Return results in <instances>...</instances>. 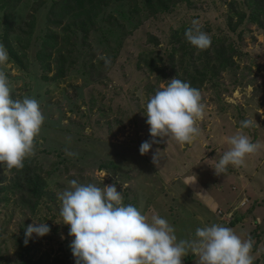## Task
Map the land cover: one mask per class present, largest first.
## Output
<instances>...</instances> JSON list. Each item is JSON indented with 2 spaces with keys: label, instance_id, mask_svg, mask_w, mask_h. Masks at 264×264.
Here are the masks:
<instances>
[{
  "label": "rangeland",
  "instance_id": "obj_1",
  "mask_svg": "<svg viewBox=\"0 0 264 264\" xmlns=\"http://www.w3.org/2000/svg\"><path fill=\"white\" fill-rule=\"evenodd\" d=\"M40 1L21 0L15 18L24 19L31 13L29 8ZM55 1L45 0L35 12L27 68L14 62L3 42L0 10V44L9 56L0 70L9 80L11 97L35 98L45 118L34 141V155L26 158L34 162L33 169L44 186L34 213L18 206L12 182L16 173L0 164V264H76L70 249L73 237L59 215L58 198L73 179L100 187L114 183L124 205L136 206L149 219L153 211L166 219L175 229L177 242L194 238L197 228L212 224L233 229L242 240L253 235V264H262L264 27L248 20L249 0H236L237 10L245 14L237 29L240 38L226 28L231 0L177 2L153 16L143 10L131 16L133 0H112L96 17L82 65L76 63L62 77L53 78L54 70L46 72L36 55L38 37L45 30L46 7ZM258 1L264 9V0ZM194 19L210 37L230 35L241 54L234 57L235 67L221 73L213 84H196L205 112L197 121L201 134L193 142L153 138L145 116L149 98L173 77L188 82L186 73L198 68L188 56L182 62L181 51L170 49L174 41L180 48L186 43L183 32ZM157 55L160 59L150 61L155 67L148 70L144 58ZM101 56L110 63L106 65ZM88 58L99 67L84 69ZM244 120L257 123L242 131L259 145L258 151L247 156L242 166L229 165L217 176L215 164L229 148L225 138L241 131ZM145 141L152 146L141 156L139 148ZM157 150L158 166L152 162ZM193 175L196 181L190 184ZM226 221L236 225L228 226ZM33 223L47 224L50 232L43 237L33 235L25 245V229ZM192 255L183 257V264L189 260V264H197L198 258L193 255L190 259Z\"/></svg>",
  "mask_w": 264,
  "mask_h": 264
},
{
  "label": "clouds",
  "instance_id": "obj_2",
  "mask_svg": "<svg viewBox=\"0 0 264 264\" xmlns=\"http://www.w3.org/2000/svg\"><path fill=\"white\" fill-rule=\"evenodd\" d=\"M185 38L199 50L211 44V37L201 30L196 19L186 29ZM100 59L106 65L110 63L106 56ZM8 60L7 50L0 44V66ZM204 112L200 91L189 82L173 77L147 102L145 116L149 134L180 144L191 143L201 134L197 121L203 119ZM44 119L35 98L25 96L14 100L11 97L9 80L0 70V164L8 170L23 168L24 160L34 155V141ZM254 123L257 124L255 120L241 121V131L225 138L229 148L215 164L217 176L229 165L242 166L247 156L258 151L259 145L242 131ZM67 139L71 141V137ZM151 146L152 142H143L140 155L147 154ZM159 153L157 150L152 157L157 166ZM193 177L190 184L196 181ZM58 198L59 215L63 224L69 226V236L73 237L70 249L76 264H183V257L189 253L198 258L197 264H253L251 238L242 240L233 229L212 224L197 228L194 238L177 242L175 229L166 219L154 211L149 219L136 206L124 205L122 193L114 183L100 187L69 180ZM49 232L45 223L29 224L24 243L27 245L33 235L43 237Z\"/></svg>",
  "mask_w": 264,
  "mask_h": 264
},
{
  "label": "trees",
  "instance_id": "obj_3",
  "mask_svg": "<svg viewBox=\"0 0 264 264\" xmlns=\"http://www.w3.org/2000/svg\"><path fill=\"white\" fill-rule=\"evenodd\" d=\"M112 0H56L46 7L45 30L38 37L39 49L37 59L40 61L41 67L50 72L54 70L53 78H60L69 72L78 64L82 65L84 60L83 54L85 46L88 44L90 32L96 29V17L102 11L104 5ZM191 0H133L134 6L130 9V15L139 14L142 10L148 16L156 15L158 12H165L170 7H175L177 2L190 3ZM21 0H0V10L3 14V42L5 43L10 56L14 62L22 67L27 68L28 56L27 50L30 47L31 37L34 34L36 25L35 12L39 11L45 0L40 3L33 4L24 19L17 20L15 18L16 9ZM250 14L248 20L257 23L260 27H264V9L261 1L249 0ZM232 9L226 15V28L228 32L237 34L240 38L241 33H237V29L241 22L245 19V14L238 11L236 0L229 2ZM128 16L125 17L127 19ZM236 17L237 22H233ZM185 36V32H183ZM81 35V36H80ZM80 36V38H79ZM178 36L177 32L172 34L173 38ZM230 35L211 36V44L207 49L199 50L186 43L179 46L177 41L172 42L174 52L178 49L181 51L182 62L185 58H190L197 64V71L187 72L188 82L195 88L196 84L208 82L213 84L221 73L235 67L234 57L241 54L236 42L229 38ZM171 52V55L174 53ZM86 54V53H85ZM84 54V55H85ZM192 57V58H191ZM160 59L157 55L152 58H144L147 69L152 71L154 64L150 61ZM181 58V57H180ZM184 59V61H183ZM91 58L83 63V67L89 69H97L99 64L97 61L92 63ZM97 64V65H96ZM83 69V70H84ZM34 162L24 160V166L21 169L13 168L10 170L16 173L12 178L14 195L17 197L16 202L23 210L34 213L38 206L40 194L43 190L42 179L37 175V170L33 169ZM3 190L0 189V192ZM228 226H234L233 222H229ZM225 225V226H227ZM253 234V233H252ZM255 236V235H254ZM256 237V236H255ZM254 238L253 235L251 239ZM257 238V237H256ZM255 239V238H254ZM255 248V245H253ZM253 248V247H252ZM192 255L190 257L193 258ZM32 264L25 261L22 264ZM190 260L188 263L189 264ZM39 264V263H35ZM262 264H264V252L262 254Z\"/></svg>",
  "mask_w": 264,
  "mask_h": 264
}]
</instances>
